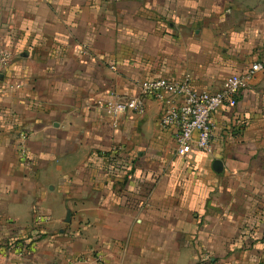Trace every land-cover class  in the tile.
Here are the masks:
<instances>
[{
    "label": "crops",
    "instance_id": "1",
    "mask_svg": "<svg viewBox=\"0 0 264 264\" xmlns=\"http://www.w3.org/2000/svg\"><path fill=\"white\" fill-rule=\"evenodd\" d=\"M0 48V247L47 217L0 264H264V0H0ZM255 62L208 153L177 155L149 97L116 126L104 110L140 80L214 91Z\"/></svg>",
    "mask_w": 264,
    "mask_h": 264
},
{
    "label": "built area",
    "instance_id": "2",
    "mask_svg": "<svg viewBox=\"0 0 264 264\" xmlns=\"http://www.w3.org/2000/svg\"><path fill=\"white\" fill-rule=\"evenodd\" d=\"M83 54H87L84 46ZM11 54L0 48V74L8 65ZM260 62L252 63L244 74L227 75L221 87L211 91L196 89L189 81H168L165 79H145L137 81L138 97H114L104 104V110L114 126L119 117L128 112L143 113L145 111V97L158 101L161 111L158 123L161 128H168L173 133L175 152L183 156L195 147L202 152L211 151L212 125L211 115L221 105L234 106L237 96L245 79L262 69ZM12 87V85H10ZM20 155H24L23 145L18 148ZM34 227L42 230V224L47 217L35 214ZM37 240L23 243L17 241L0 247V254L9 257L24 258ZM264 245V237L262 240ZM97 260L99 258L97 257ZM195 264H210V256L203 254Z\"/></svg>",
    "mask_w": 264,
    "mask_h": 264
},
{
    "label": "trees",
    "instance_id": "3",
    "mask_svg": "<svg viewBox=\"0 0 264 264\" xmlns=\"http://www.w3.org/2000/svg\"><path fill=\"white\" fill-rule=\"evenodd\" d=\"M43 236L41 230L36 227H31L29 230H24L18 236L10 239L6 244L10 245L11 243H15L17 241H22L23 243H28L29 241L39 240Z\"/></svg>",
    "mask_w": 264,
    "mask_h": 264
},
{
    "label": "water",
    "instance_id": "4",
    "mask_svg": "<svg viewBox=\"0 0 264 264\" xmlns=\"http://www.w3.org/2000/svg\"><path fill=\"white\" fill-rule=\"evenodd\" d=\"M1 76H2V74H0V78H1ZM219 166H220L219 161H214V163H213V167H214L215 169H218ZM218 170H219V169H218Z\"/></svg>",
    "mask_w": 264,
    "mask_h": 264
}]
</instances>
